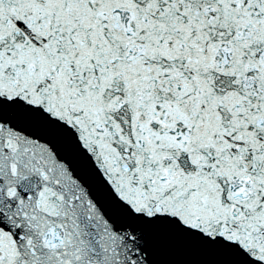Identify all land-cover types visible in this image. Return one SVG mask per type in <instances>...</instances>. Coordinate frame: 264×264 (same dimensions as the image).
<instances>
[{
	"label": "snow or ice",
	"instance_id": "1",
	"mask_svg": "<svg viewBox=\"0 0 264 264\" xmlns=\"http://www.w3.org/2000/svg\"><path fill=\"white\" fill-rule=\"evenodd\" d=\"M264 264V0H0V264Z\"/></svg>",
	"mask_w": 264,
	"mask_h": 264
}]
</instances>
